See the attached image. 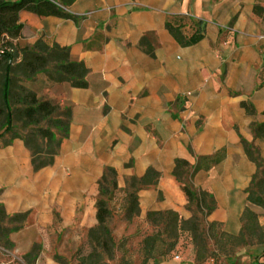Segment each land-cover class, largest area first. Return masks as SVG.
Instances as JSON below:
<instances>
[{
  "label": "crops",
  "instance_id": "1",
  "mask_svg": "<svg viewBox=\"0 0 264 264\" xmlns=\"http://www.w3.org/2000/svg\"><path fill=\"white\" fill-rule=\"evenodd\" d=\"M67 9L77 18L19 13L22 44L43 38L69 47L71 59L90 68L86 88L44 73L25 83L73 112L52 165L34 170L21 138L0 143V203L9 214L29 212L10 235L19 252L41 243L55 219L58 231L95 226L107 166L119 173V188L151 167L161 173L157 185L138 193L140 217L173 210L190 218L187 189L173 175L176 159L195 165L218 152L223 159L193 177L217 203L207 221L237 235L249 207L264 226L263 208L248 200L257 165L243 142L254 143L264 159V137L252 129L264 123V0H76ZM168 23L202 38L183 45ZM233 261L250 264L241 253Z\"/></svg>",
  "mask_w": 264,
  "mask_h": 264
},
{
  "label": "trees",
  "instance_id": "2",
  "mask_svg": "<svg viewBox=\"0 0 264 264\" xmlns=\"http://www.w3.org/2000/svg\"><path fill=\"white\" fill-rule=\"evenodd\" d=\"M76 0H0V143L7 145L15 138H21L32 155V166L38 171L54 163L61 142L70 134L72 118L71 108L62 107L50 98L38 96L26 86V82L34 80L44 73L51 82L69 83L72 87L86 88L89 69L83 61L71 59L69 47L57 43L49 44L39 38L33 44H22L24 24L20 21L22 10L39 16H57L66 19L77 17L68 11ZM67 9V10H66ZM257 11V7H256ZM168 27L176 39L185 45L195 44L202 38L194 34L187 38L181 31V25L168 23ZM250 113H255L252 105L244 103ZM16 122H21L26 132H16ZM255 138L264 137V123H253ZM248 157L257 165V171L248 188V200L264 210V159L259 148L252 142L243 139ZM223 152L211 156L199 157L192 165L185 159H176L173 175L187 189L189 201L187 209L191 217L183 218L173 210L149 211L146 218L155 228L154 233L145 236L142 241L143 260L147 264L150 259L167 256L177 249L182 232H188L194 243L196 261H206L217 254L230 256L238 247L254 246L264 243V226L259 215L247 207L242 215L243 226L239 234L224 231L218 222H206L207 216L217 207L214 196L193 183L195 173L201 169H209L221 161ZM118 172L107 166L98 181L99 194L96 202L98 223L88 232V250L80 249L76 264H109L115 260L119 243L110 226L113 218L111 202L117 192H122L126 204V218L132 220L140 214V190L157 185L162 176L159 171L149 168L143 176H130L126 186L119 188ZM29 212L9 214L0 203V222L8 224L1 229L5 241L14 245L10 235L25 226ZM206 222V223H205ZM211 241H213L212 248ZM39 252V244H34L26 254L35 260ZM55 258L66 263L65 258ZM118 264H133L123 259Z\"/></svg>",
  "mask_w": 264,
  "mask_h": 264
},
{
  "label": "rangeland",
  "instance_id": "3",
  "mask_svg": "<svg viewBox=\"0 0 264 264\" xmlns=\"http://www.w3.org/2000/svg\"><path fill=\"white\" fill-rule=\"evenodd\" d=\"M16 132L24 134V129L21 122H16ZM123 193L117 192L111 202L113 209V218L110 221V226L119 248L116 251L115 260L109 264H118L123 259L130 260L133 264H142L143 251L142 241L145 236L154 233L155 228L148 222L146 217L142 218L139 215L133 217L132 220L126 218V204L123 200ZM264 216V213L262 214ZM206 222L207 218L205 219ZM28 219L25 223L27 224ZM61 220L55 219L54 225L48 229L41 231L42 242L39 244V252L35 260L26 257L16 247V244L10 245L5 241L1 229L8 224L6 221L0 222V264H76V254L80 249L88 250L87 240L89 230H80L78 225H70L67 229L59 230ZM205 222V223H206ZM212 248L213 241H211ZM34 246V245H33ZM32 249V248H31ZM31 251V250H30ZM250 251L253 253L250 254ZM238 253L246 256L250 264H264V243L254 246L238 247L236 252L230 256L217 254L206 261L198 263L196 261V251L193 239L188 232H182L179 238L177 249L167 256H159L150 259L147 264H233V259ZM65 258L63 263L55 258V255ZM47 255L51 262H47L44 256ZM179 256V259L176 257Z\"/></svg>",
  "mask_w": 264,
  "mask_h": 264
},
{
  "label": "built area",
  "instance_id": "4",
  "mask_svg": "<svg viewBox=\"0 0 264 264\" xmlns=\"http://www.w3.org/2000/svg\"><path fill=\"white\" fill-rule=\"evenodd\" d=\"M176 258L179 259V256H177Z\"/></svg>",
  "mask_w": 264,
  "mask_h": 264
}]
</instances>
